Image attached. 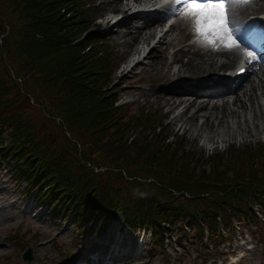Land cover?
Returning <instances> with one entry per match:
<instances>
[{"label":"rangeland","instance_id":"rangeland-1","mask_svg":"<svg viewBox=\"0 0 264 264\" xmlns=\"http://www.w3.org/2000/svg\"><path fill=\"white\" fill-rule=\"evenodd\" d=\"M101 1L60 0L62 8L59 14L63 13L65 18L73 19L70 23L62 19L67 25L66 34L68 33L70 37L79 31L75 29L77 26L81 29L80 38L73 39L67 47L76 44L78 40L82 42L78 45V51L67 50L63 59L69 60V63H72L73 59H85L82 67L91 70L89 72L94 75L91 81L94 93L90 97L74 85L65 89L57 83L54 87L60 98L56 100V95L52 91L41 87L45 78L40 75L47 68L44 64L30 59L31 63L15 49L5 47L7 53H4L0 48L2 76L0 78L3 83V85L0 83V95L5 91L7 97L4 98H9V106L16 112V115H11L12 119L23 128L34 129L39 139L43 138L45 145L57 150L61 155L63 151H69L70 144L66 142L67 138L78 136L80 140L85 141L86 143H80L81 152L89 143L88 151L96 156L90 161L92 166L98 168L105 166L103 172L105 177L121 182L125 198L127 197L125 203L139 214L147 210L150 201L165 200L166 184L170 178L185 180L200 178L202 181L214 183V186L209 185L211 188L218 187L216 185L220 184V179H223V182L229 180L228 184L230 180H233V183L240 182V185L243 182L250 183L257 177L263 179L264 95L259 93L258 103L261 109L256 119L251 107L244 109L240 106V109L235 110L236 115L230 118L229 126L222 127L215 123L212 128V120L208 126H202L205 117L201 112L198 113L195 123H187L185 129L178 122H171L180 108L170 112L168 106L160 105L158 101L154 102L147 91L177 83L181 85L184 81L203 74L180 72L181 76L176 78L179 81L173 83L169 79L164 81L160 76L157 77V73L145 65L148 59L147 62L144 60L133 64L132 61L138 53L131 51V48L136 45L138 49L143 50L141 43L129 47L124 44L127 38L120 35L130 29L128 21L125 20L127 26L123 21L111 24V17L122 10L116 9L112 12L107 9L109 4L101 5ZM120 2L123 5L127 2L124 7L127 11L135 4L131 0ZM8 10L10 8L6 7V11ZM76 11H83L85 15ZM259 13H264V10L257 7L250 9L245 20L248 15ZM184 16L182 13L176 16V26L168 36L171 37L170 43L157 46L160 51L165 50L163 55H166L169 61L178 49L204 51L209 47V44L201 39L192 45L189 44L191 42L189 37L194 34L193 20ZM13 17L15 21V16ZM74 21L77 25L72 26ZM141 21L142 19H135L133 23L139 24ZM71 26L73 29L69 31ZM8 30V34H11L9 26ZM75 36L78 37L77 34ZM95 38L99 40V45H94ZM153 38H150L149 46L153 44ZM18 39V35L11 34L12 47ZM82 53H85L86 57L81 56ZM26 61L32 65L29 69L34 67L38 74L27 76L21 83L23 88L29 89L26 91L39 101L30 104L22 101L20 97L12 99L15 86H12L14 83L9 81L7 76V66L14 70L19 68L21 73L25 74L21 69V63L25 64ZM178 64L173 63L171 72L178 69ZM114 66L116 68L113 69ZM64 72L66 73V70ZM248 78L259 80L253 74ZM51 82L54 85L56 79L52 78ZM242 88L236 92L241 93ZM233 96L234 94L228 97L231 100ZM252 101L256 105L253 99ZM4 105V102H0L1 118L11 114L3 108ZM229 106L231 109L235 107L232 104ZM53 107L84 113L94 111L102 115H95L93 118L92 132L89 131L86 135L83 133L86 131L84 130L78 135L76 123L75 126L65 124L64 129L60 127L58 120L52 115ZM19 113L24 116V126L23 119L20 118L22 115L17 116ZM190 115L191 113L185 117ZM77 123H81L80 120H77ZM7 133L8 128H3L0 130V137L5 139V143H10L11 136ZM89 136L91 138H88ZM92 139L94 141L90 143ZM28 148L23 150L22 147L17 148L14 154H26L25 150ZM183 149L185 154H189L185 160L182 159ZM3 151L0 150V153ZM10 152L11 150L0 157V264H72L81 253H86V264H90L96 262L95 259L98 257V254H88L91 249L89 244L95 241L105 244L102 249L105 252L104 256L99 253L100 259L103 256L104 264L113 257H119L117 261L113 260V264H229L231 258L238 259L234 264H264V203L254 204L249 211L251 215L246 213L231 215L228 221L230 223L226 226L220 222L217 227L219 236L217 239L212 234L213 230L210 231L206 222L200 218L196 219L203 225V234L196 233L197 229L192 227L194 223L191 224L187 218H184L179 226L178 218L171 221V217L166 216V220L171 224L167 225V221L165 224L161 223L163 244H160L150 227L140 226L132 230L127 226L121 212L97 214L92 212L94 210L92 206L87 205V208L78 213L77 204L71 203L66 206L67 202L63 203L60 200L56 203L54 198H46L49 193L42 195L38 184L31 183L28 177L25 178L16 171L17 165L26 169L25 159L17 160L18 164L15 165L12 161L14 158L7 155ZM71 153L76 156L74 150H71ZM197 156L199 165L195 164L194 172L199 175L195 176L194 172L189 174L188 171H184V167L190 162L193 164ZM179 161L181 163L177 171L175 169ZM198 167L201 169L196 170ZM138 175L141 177H134ZM93 176L99 178L97 174ZM147 177H151V181L144 184ZM98 181H101V178ZM101 183L103 185L104 181ZM219 220L222 221V218ZM110 238H116L114 240L116 245ZM25 247L33 253L34 259L31 262L21 258ZM200 252L203 256H198L195 262V256Z\"/></svg>","mask_w":264,"mask_h":264},{"label":"trees","instance_id":"trees-1","mask_svg":"<svg viewBox=\"0 0 264 264\" xmlns=\"http://www.w3.org/2000/svg\"><path fill=\"white\" fill-rule=\"evenodd\" d=\"M65 1L63 0V2ZM6 7H9L10 10L6 11ZM61 8L60 0H0V24H2L0 28V48H2L4 53H7L5 47L15 49V51H20L26 57V60L32 59L44 64L47 68L40 75L43 79L45 78L42 81L43 85L41 87L52 91L56 95V100L60 98L54 87L57 83L65 89H67V86L72 87L74 85L75 88H81L84 94L90 97L94 93V88L91 84L94 75L89 72L91 70L82 67L85 64V59H73L72 63H69L67 59H63L64 53L67 50L74 49L78 51V45L82 42L78 40L77 42L79 43L76 42V44L67 47V44H71L73 39L80 38L81 29L78 26L75 28L79 30L76 33L78 37L75 36L76 34L70 37L68 33L66 34L67 25L65 22L70 23L73 19L65 18L63 13L59 14ZM76 13L85 15L83 11H76ZM13 16H15V21H13ZM74 25H77L76 21L73 22L72 26ZM8 26L11 34L19 36V39L13 43V47L15 48L12 47L10 42L11 34H8ZM72 26L69 31H72ZM98 43H100L99 40L95 38L94 45H99ZM81 56H85V53H82ZM30 62L32 63L31 60ZM21 64V69L25 74H22L19 68L18 70H14L10 66H7V76L9 81L14 83L12 86H15L12 99L20 97L22 101H27L28 104L39 102L37 98H33L27 92L29 89H24L21 85L27 76L30 77L33 73L36 74L37 71L34 67L33 69H29L32 65L27 61L25 64ZM65 70L66 73L64 72ZM111 70L112 68L109 69L107 75ZM36 75L38 76V74ZM0 77L2 76L0 75ZM52 78L56 79L54 85L51 82ZM0 83L3 85L1 78ZM98 92L100 95V90ZM4 97H7L5 91L3 95H0V102L5 103L3 108L11 114L8 117H0V130L8 128L12 138L10 137V143H5V139L0 137V150H4L0 153V157L5 156V153L11 150L7 155H11V158H14L12 161L15 165L18 164L17 160L25 159L26 169L20 168L17 165L16 171L21 176L28 177L27 179L31 183L38 184L41 194L46 195L49 193L50 195L47 197L54 198L56 203L62 200L63 203L67 202L66 206L71 203L77 204L78 213H81L83 208H87V205L92 206L94 208L92 212H97V214L121 212L124 215L125 223L130 224L131 228L135 229L140 226L150 227L158 242L160 241V244H163V235L160 230L161 223L165 224L167 221V225L171 224L166 220V216L171 217V221L178 218L180 221L178 223L179 226L181 221L187 218L191 221V224L194 223L192 227L197 229L196 233L203 234V225L199 224L196 219L200 218L206 222L210 231L213 230L212 234L217 239L219 237L217 235V227L220 222L226 226L230 223L228 221L231 215L238 213L251 215L249 211L254 204L264 203V176L263 179L257 177L256 180H251L250 183L243 182L241 185L240 182L233 183V180H230V184H228L229 180L223 182V179H220V184L216 185L218 186L216 188L209 186H214V183L207 182L206 180L202 181L200 178H190L187 180L183 178H170L168 180L169 183L166 184L165 200L150 201V207L148 206L147 210L139 214L137 211L132 210L128 203H125L127 197L125 198L121 182L110 177H105V173H103L105 166L99 168L92 166L90 161L91 159H95L96 156L88 151L89 143L86 147H83V151L81 152L80 143L86 142L80 140L81 138L78 136L67 138L66 142L68 141L70 144L68 147L69 151H63L61 155L57 150L51 149L47 144L45 145L43 138L39 139L34 129L23 128L20 123L12 119L11 115H16V112L13 111V107L9 106V98ZM29 107L26 106V108ZM19 115L22 114L19 113L17 116ZM52 115L54 119L58 120V124L63 129L65 128V124L75 126L76 123L78 128L77 134L80 135L82 131L86 130L83 133L88 135L89 131H93V118L95 115L102 114L94 111L84 113L83 111L78 112L67 108L53 107ZM20 118L23 119L24 126V116L22 115ZM77 120H80L81 123L78 124ZM9 133L7 134L9 135ZM88 138L91 137L89 136ZM93 141L94 139L90 143ZM51 144L53 143L51 142ZM21 147V150L29 147L25 150L26 154H14L17 148ZM71 150L76 152V156L71 153ZM184 151L183 149V160L189 157V154H185ZM198 158L199 156L195 157L193 164L190 162L188 166L186 165L184 171H188L189 174L193 173L194 168H196L195 164H198ZM180 163L181 161H179L175 170L178 171ZM200 169L198 167L196 170ZM94 174H97L101 178V181H104L103 185L101 181H98L99 178L93 176ZM194 175L198 176L199 174L194 172ZM134 177L140 178L141 176ZM148 181H151V177L145 178L144 184L148 183ZM153 181L159 183L157 180ZM219 218H222V221ZM214 231L217 232L214 233Z\"/></svg>","mask_w":264,"mask_h":264},{"label":"bare ground","instance_id":"bare-ground-1","mask_svg":"<svg viewBox=\"0 0 264 264\" xmlns=\"http://www.w3.org/2000/svg\"><path fill=\"white\" fill-rule=\"evenodd\" d=\"M121 0H102V4H106L109 6L107 9L112 10H124V7L127 5H123L120 2ZM133 2H138L139 0H132ZM151 2V0L146 1V3ZM145 3V4H146ZM155 5V3H151ZM226 9L228 11V21H229V29L230 33H223L215 37V44L209 45L208 48L204 49V51H189V50H183L178 49L174 52V55L171 58V61L167 59V56L163 55V51H160L157 49L158 47L156 45L148 46L150 38H153L156 34V38L158 39L157 42L160 41V39L165 34V31H163L161 26V20L162 17H154V16H148L143 15L142 21L139 25H132L130 26V21L132 20H141L139 16H130L129 18L123 17L122 20L117 22H123L127 26H130L129 30H125L121 33L120 37L127 38L126 41H124V44L126 46H131L141 43V47L143 49L147 48V52L142 56V60H149L145 65H148L152 71L157 73V77L160 76V78L164 81H168V79L175 83L178 78L181 76L179 73H198L201 74L204 70H213L216 68H222V67H228L230 65H233L234 62L237 61L241 53L246 51H251L255 53L254 59L251 62L252 72L253 76H256L257 80L249 79L247 80L246 84L243 81L239 85H242L240 88H242L241 93H237L236 89L230 92L229 94H226V92L216 89L219 85H215L216 92H208L205 93L204 91H210V88L206 85L203 86V89L201 92H199L198 88H192V87H186L182 86L179 83L174 85H167V87H156L153 90H148L146 94H148L153 101H158L160 105L168 106V110L170 112H173L175 110H178V113L173 117L172 120H170L173 123L178 122L180 126H184V129L187 125V123H195V120L197 118L198 113L201 112V114L205 117V120L202 122V126H208L210 121L212 120L211 126L214 127V124L216 123L219 125L229 126V120L230 118L234 117L236 115L235 110L240 109V106H242L244 109L251 107L253 110L254 118H258V111H260V105L258 103V96L259 93L264 95V43L262 44H254L252 43L251 39H244L242 35V28L246 27L248 22L245 20V16L247 14V11L253 8H260L262 11L264 10V0H247L245 3H235L234 0H225ZM156 6V5H155ZM131 8V6H130ZM149 9L146 7H142L141 9H138L135 12L143 11L146 12ZM126 11V10H125ZM124 12V15L126 13ZM120 15V11H118L117 16ZM254 15V14H253ZM116 18V16H115ZM127 18V19H126ZM153 18V19H151ZM111 19H113L111 17ZM127 20V21H125ZM116 22V23H117ZM173 27L169 28V33L166 31V36H169L171 32L173 31L176 24L172 25ZM159 28L157 30V28ZM230 35L234 36V38H237L239 43L234 42V46L232 48L225 47L226 43L232 42L228 39ZM155 38V37H154ZM153 38V39H154ZM171 38V37H170ZM170 42H167L166 44H169ZM147 44V45H145ZM135 47H132L131 51L137 52V57L134 59V62L141 57L140 53L143 51L141 49H138L136 45ZM246 46V47H245ZM180 54V55H179ZM133 62V61H132ZM140 63L138 60L135 64ZM173 63H179L178 69L171 72V68L173 66ZM211 73V72H209ZM247 77V76H246ZM153 81H156V79H152ZM238 85V86H239ZM233 98L230 100L227 98L228 95H233ZM252 99L256 102V105L253 104ZM152 101V102H153ZM230 104H232L234 109L230 108ZM246 112V110H245ZM191 115L189 117H185L187 114ZM258 124V123H256ZM223 127V126H222ZM206 128V127H205ZM252 134V133H250ZM210 139V138H209ZM116 238H110V240H113V244L116 245L114 242ZM108 244L107 246H109ZM102 246V247H101ZM106 246V247H107ZM89 247L94 251L97 252L98 257L90 264H101L103 263V256L105 252L102 250L105 247V244L100 243L99 241H95L94 243L91 242L89 244ZM91 249L88 252V254L91 253ZM103 256L100 259V254ZM87 257L86 253H81L76 257V259L72 262V264H77L78 261H83ZM113 257V256H112ZM130 257V256H129ZM126 257V258H129ZM119 257H113L111 260H108L106 264H113V260H118ZM101 261V262H99ZM115 262V261H114ZM104 264V263H103ZM115 264V263H114Z\"/></svg>","mask_w":264,"mask_h":264},{"label":"snow or ice","instance_id":"snow-or-ice-1","mask_svg":"<svg viewBox=\"0 0 264 264\" xmlns=\"http://www.w3.org/2000/svg\"><path fill=\"white\" fill-rule=\"evenodd\" d=\"M234 2L239 4L247 0H234ZM173 3L183 5L180 9L181 13L192 17L194 33L204 43L214 45L215 37L221 32L230 33L225 0H173ZM233 46L234 41L225 44L227 48ZM247 55L252 57L253 53L248 52Z\"/></svg>","mask_w":264,"mask_h":264},{"label":"water","instance_id":"water-1","mask_svg":"<svg viewBox=\"0 0 264 264\" xmlns=\"http://www.w3.org/2000/svg\"><path fill=\"white\" fill-rule=\"evenodd\" d=\"M33 258L34 256L32 255L31 250L29 248L22 254V259L26 260L27 262H31Z\"/></svg>","mask_w":264,"mask_h":264}]
</instances>
